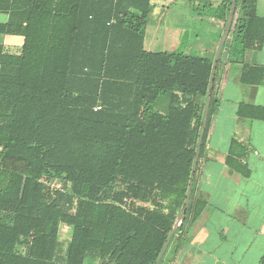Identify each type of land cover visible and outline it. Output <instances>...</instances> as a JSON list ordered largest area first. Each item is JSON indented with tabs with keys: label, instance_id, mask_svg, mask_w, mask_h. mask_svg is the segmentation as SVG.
I'll use <instances>...</instances> for the list:
<instances>
[{
	"label": "trees",
	"instance_id": "trees-1",
	"mask_svg": "<svg viewBox=\"0 0 264 264\" xmlns=\"http://www.w3.org/2000/svg\"><path fill=\"white\" fill-rule=\"evenodd\" d=\"M257 1L236 0L231 58L264 47ZM152 12L151 0H0V34L24 40L0 44V264L158 263L186 208L214 59L147 51ZM226 44L186 218L159 264L207 207L196 185ZM243 69V83L264 82V67ZM238 115L264 120V107ZM237 149L227 165L248 175Z\"/></svg>",
	"mask_w": 264,
	"mask_h": 264
},
{
	"label": "crops",
	"instance_id": "crops-1",
	"mask_svg": "<svg viewBox=\"0 0 264 264\" xmlns=\"http://www.w3.org/2000/svg\"><path fill=\"white\" fill-rule=\"evenodd\" d=\"M152 1L153 14L157 8ZM156 1L158 4L162 0ZM202 3L183 5L188 22L182 24L172 9H167L172 14L168 24L161 18L164 11H158L159 18L147 26L150 36L145 35V49L188 56L196 53L200 55L197 57L215 60L226 29L227 2L207 4L203 9ZM257 13L264 18V0L257 1ZM8 19V14L0 13V24ZM12 37L17 40L11 42L10 35L0 34V44L9 53L11 48L18 52L24 43L23 38ZM232 39L229 34L216 83L218 111L211 120L198 170L196 194L207 201V207L190 227L191 244L174 264H248L251 249L260 244L252 264H260L264 255V120L238 115L241 106L264 107V82L249 85L242 81L244 64L264 67V47L245 53L239 50L238 58H231ZM233 142L238 146L237 163L248 170V175L227 165Z\"/></svg>",
	"mask_w": 264,
	"mask_h": 264
},
{
	"label": "rangeland",
	"instance_id": "rangeland-1",
	"mask_svg": "<svg viewBox=\"0 0 264 264\" xmlns=\"http://www.w3.org/2000/svg\"><path fill=\"white\" fill-rule=\"evenodd\" d=\"M221 0H174L172 3H169V2H166L165 0H162L160 3L157 4V1L156 0H153V4L156 6V12H154L153 14H151V20L152 22H155L156 19H158L159 17L156 15V13H158V11H164V12H161L162 16L161 18H164L165 19V24H168V20L169 18L172 19V14H170L169 12H167V9H172L171 11L174 12V15L177 19H179L180 23H184V22H188V16L187 14H184V4H188V3H194V2H203L202 5H201V8H206L205 6L207 4H214L215 6L218 5V3L220 2ZM164 8H166V10H164ZM150 24V23H149ZM203 25V24H202ZM204 26V25H203ZM146 35H149L150 36V32H147L146 31ZM14 40H17V38L15 37H12L11 36V42L14 41ZM165 40H167L165 38ZM165 44L167 43V41H164ZM228 45V42L226 44V46ZM15 48H11V52H15L14 51ZM194 56H200L196 53L193 54ZM51 186L52 188L54 189H58L61 184L59 181H54L51 183ZM71 234H72V230L71 228L67 227V226H61V232H60V242H61V249H65L67 243L69 242L70 238H71ZM260 246H262V244L258 245L257 247L251 249V253H250V261L248 264H252V260L253 258H255L256 254H257V251L259 250ZM88 264H97L96 261L94 260H91L89 261Z\"/></svg>",
	"mask_w": 264,
	"mask_h": 264
},
{
	"label": "water",
	"instance_id": "water-1",
	"mask_svg": "<svg viewBox=\"0 0 264 264\" xmlns=\"http://www.w3.org/2000/svg\"><path fill=\"white\" fill-rule=\"evenodd\" d=\"M235 11H236V0H232V5H231L230 13H229V16H228V21H227V24H226V29H225V32H224V34L222 36V39L220 41V44H219V47L217 49V53H216V56H215V60H214L213 72H212V77H211V83H210L209 93H208L206 107H205V115H204V120H203V126H202V131H201L199 142H198V149H197L196 159H195V162H194L193 174H192L191 182H190V188H189L188 195H187L186 208H185L184 212L182 213V215L180 216V218L177 221V223L175 224V227H174V229H173V231H172V233H171V235L169 237L168 243H167V245H166V247H165V249H164V251H163V253H162V255H161V257H160V259H159L157 264H159V262L162 259L164 253L166 252L172 236L176 233V231L179 229V227H181L183 225V223L185 221V218H186V211H187V209L189 207V204H190L192 186H193V181H194V178H195V171H196V167H197V164H198L199 155H200V151H201L202 139H203V136L205 134L207 123H208L209 108H210L211 99H212V92H213V88H214L215 75H216V70H217V67H218V61L220 59V55H221L222 49H223V47H224V45H225V43L227 41V38H228V36L230 34Z\"/></svg>",
	"mask_w": 264,
	"mask_h": 264
}]
</instances>
